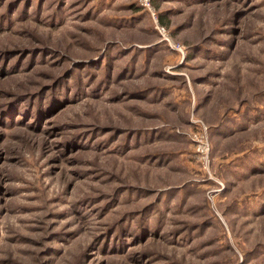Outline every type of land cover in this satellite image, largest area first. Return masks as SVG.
I'll return each mask as SVG.
<instances>
[{
	"label": "rangeland",
	"instance_id": "374dc122",
	"mask_svg": "<svg viewBox=\"0 0 264 264\" xmlns=\"http://www.w3.org/2000/svg\"><path fill=\"white\" fill-rule=\"evenodd\" d=\"M0 264H264V0H0Z\"/></svg>",
	"mask_w": 264,
	"mask_h": 264
},
{
	"label": "built area",
	"instance_id": "2783aa9c",
	"mask_svg": "<svg viewBox=\"0 0 264 264\" xmlns=\"http://www.w3.org/2000/svg\"><path fill=\"white\" fill-rule=\"evenodd\" d=\"M146 6H147V8H149V3L147 2L146 4H145ZM143 6V5H142ZM144 7V6H143Z\"/></svg>",
	"mask_w": 264,
	"mask_h": 264
}]
</instances>
